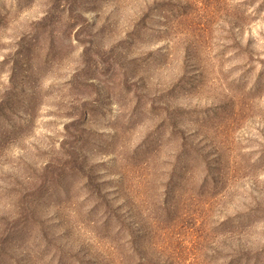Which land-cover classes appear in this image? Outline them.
Segmentation results:
<instances>
[{"label": "rangeland", "instance_id": "rangeland-1", "mask_svg": "<svg viewBox=\"0 0 264 264\" xmlns=\"http://www.w3.org/2000/svg\"><path fill=\"white\" fill-rule=\"evenodd\" d=\"M258 248L264 0H0V264Z\"/></svg>", "mask_w": 264, "mask_h": 264}, {"label": "trees", "instance_id": "trees-1", "mask_svg": "<svg viewBox=\"0 0 264 264\" xmlns=\"http://www.w3.org/2000/svg\"><path fill=\"white\" fill-rule=\"evenodd\" d=\"M117 250H119V247L117 248L113 247L112 249V251H117ZM129 250H131L132 252L136 251L134 244L131 243V246H129ZM228 256L230 258L229 263L231 264H233L234 262H238L239 260L243 258L245 261L253 259L254 261L253 264H259V262L264 261V248H258L255 250H251V252H250V249H244L242 252H236L235 250H233L230 254H228ZM141 259L143 260V258ZM140 263L143 264V262H140Z\"/></svg>", "mask_w": 264, "mask_h": 264}]
</instances>
